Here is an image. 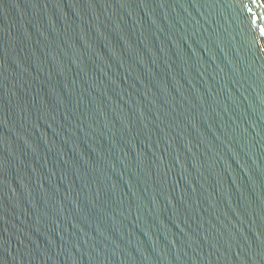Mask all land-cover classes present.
Listing matches in <instances>:
<instances>
[{
    "label": "water",
    "instance_id": "95a60500",
    "mask_svg": "<svg viewBox=\"0 0 264 264\" xmlns=\"http://www.w3.org/2000/svg\"><path fill=\"white\" fill-rule=\"evenodd\" d=\"M0 264H264V0H0Z\"/></svg>",
    "mask_w": 264,
    "mask_h": 264
}]
</instances>
